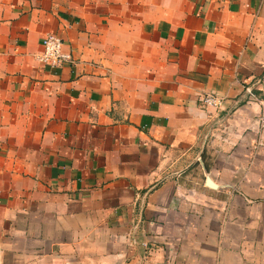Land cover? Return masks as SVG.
I'll return each instance as SVG.
<instances>
[{"label":"crops","instance_id":"crops-1","mask_svg":"<svg viewBox=\"0 0 264 264\" xmlns=\"http://www.w3.org/2000/svg\"><path fill=\"white\" fill-rule=\"evenodd\" d=\"M248 92L264 0H0V264H264Z\"/></svg>","mask_w":264,"mask_h":264},{"label":"built area","instance_id":"built-area-1","mask_svg":"<svg viewBox=\"0 0 264 264\" xmlns=\"http://www.w3.org/2000/svg\"><path fill=\"white\" fill-rule=\"evenodd\" d=\"M39 45L41 46V52L38 58L45 64L58 66L62 63L72 61L71 51L65 47L63 39L57 34L47 33L40 39ZM248 94V101L258 104L261 108L258 122L260 127L264 129V95L259 97L251 92H248ZM200 101L205 106L213 108L220 107L222 103V99L212 93H202L200 95ZM143 245L148 249L147 242L143 243Z\"/></svg>","mask_w":264,"mask_h":264},{"label":"water","instance_id":"water-1","mask_svg":"<svg viewBox=\"0 0 264 264\" xmlns=\"http://www.w3.org/2000/svg\"><path fill=\"white\" fill-rule=\"evenodd\" d=\"M205 184H206L207 186H209V187H213V188L216 187V185L212 182V180L210 179V177H206V178H205Z\"/></svg>","mask_w":264,"mask_h":264}]
</instances>
